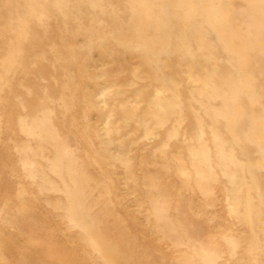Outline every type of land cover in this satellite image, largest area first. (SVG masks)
Segmentation results:
<instances>
[{"label": "rangeland", "instance_id": "374dc122", "mask_svg": "<svg viewBox=\"0 0 264 264\" xmlns=\"http://www.w3.org/2000/svg\"><path fill=\"white\" fill-rule=\"evenodd\" d=\"M0 264H264V0H0Z\"/></svg>", "mask_w": 264, "mask_h": 264}]
</instances>
